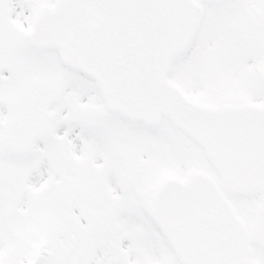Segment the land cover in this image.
<instances>
[{"label":"snow or ice","instance_id":"obj_1","mask_svg":"<svg viewBox=\"0 0 264 264\" xmlns=\"http://www.w3.org/2000/svg\"><path fill=\"white\" fill-rule=\"evenodd\" d=\"M0 264H264V0H0Z\"/></svg>","mask_w":264,"mask_h":264}]
</instances>
